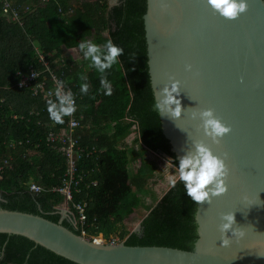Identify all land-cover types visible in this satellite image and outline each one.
Masks as SVG:
<instances>
[{
  "label": "trees",
  "instance_id": "trees-1",
  "mask_svg": "<svg viewBox=\"0 0 264 264\" xmlns=\"http://www.w3.org/2000/svg\"><path fill=\"white\" fill-rule=\"evenodd\" d=\"M39 1L11 0L14 6ZM146 10V0H119L112 7L107 0H49L24 17L21 26L3 16L0 3V167H4L0 209L61 221L74 233L82 234L81 227L62 218L57 207L64 198L51 191L62 185L66 160L47 145L46 136L54 125L55 130L65 127L67 115L62 116V122L53 121L47 112L49 100L18 86L31 67L45 70L37 56L42 53L51 69L63 75V82L77 95V116L82 117L83 126L77 132L86 150L78 170L88 175L80 183L81 193H75L74 201H88L86 236L102 235L108 242L118 237L128 246L194 250L198 238L197 202L187 196L179 179L160 202L151 206L143 202V193L157 170L146 159V152L167 154L175 167L178 163L153 107L143 20ZM73 36L79 40L92 38L101 45L111 40L123 49L105 73L111 94H104L101 74L89 67L88 60L65 57ZM82 76L87 79L82 80ZM82 83L88 84L85 94L80 92ZM50 100L55 102L56 97ZM134 128L141 162L131 173L128 149L120 144ZM93 148L97 151L92 152ZM93 180L97 185L88 187ZM31 183L43 191L30 192ZM139 208L148 213L141 232L132 233L124 221ZM0 255V264H76L25 237L5 233H0Z\"/></svg>",
  "mask_w": 264,
  "mask_h": 264
},
{
  "label": "water",
  "instance_id": "water-1",
  "mask_svg": "<svg viewBox=\"0 0 264 264\" xmlns=\"http://www.w3.org/2000/svg\"><path fill=\"white\" fill-rule=\"evenodd\" d=\"M146 1L153 96L160 99L170 78L180 81L182 116L159 114L171 152L177 158L203 141L228 168L227 191L211 203L197 202L194 250L86 239L61 221L6 209H0V233L25 237L76 264H264V0H247L236 18L221 16L207 0ZM208 108L230 127L220 143L191 118L192 111ZM223 212H233V227L243 233L229 230L227 246L219 228Z\"/></svg>",
  "mask_w": 264,
  "mask_h": 264
},
{
  "label": "clouds",
  "instance_id": "clouds-1",
  "mask_svg": "<svg viewBox=\"0 0 264 264\" xmlns=\"http://www.w3.org/2000/svg\"><path fill=\"white\" fill-rule=\"evenodd\" d=\"M216 12L225 18H236L247 9V0H207ZM83 57L89 61V67L100 73V86L105 95L111 94L110 82L106 78V70L117 62L123 49L114 44L111 40L97 44L88 40H80L77 44ZM192 66L186 65L187 70ZM86 80V76L81 77ZM171 82L160 89V99L154 97V109L160 114H167L173 119L182 116L181 100L179 99L180 81L170 78ZM88 84L80 85V92L87 93ZM56 101H47V112L49 118L55 122H62V116L70 115L74 111L73 96L71 91L64 93L58 86L55 90ZM191 118L202 121L200 127L213 143H220V140L230 132V127L225 125L218 118L213 109L208 108L199 111H192ZM178 179L183 183L187 196L195 202L207 201L211 203L212 198L224 194L227 191L226 178L228 168L225 159L213 153L211 148L203 141H194V150L177 157ZM175 179L172 183L175 184ZM247 200V197L244 198ZM220 231L223 234L222 245L230 243V237L225 235L229 230L232 236H242L239 227H233L235 220L233 212L220 214Z\"/></svg>",
  "mask_w": 264,
  "mask_h": 264
},
{
  "label": "built area",
  "instance_id": "built-area-1",
  "mask_svg": "<svg viewBox=\"0 0 264 264\" xmlns=\"http://www.w3.org/2000/svg\"><path fill=\"white\" fill-rule=\"evenodd\" d=\"M49 0H41L45 5ZM88 1V0H83ZM40 2V3H41ZM2 6L3 15L12 22L22 23L23 18L28 15L32 7L25 4L24 6H14L11 0H0ZM38 5H41V4ZM37 8V6H35ZM61 11V10H60ZM70 13L73 12L71 9ZM39 62L42 63L44 71L37 70L33 67L30 68V72L27 75H23L19 81L18 86L24 87L32 90L33 95H42L46 100H50L55 96V90L59 86L61 91L67 93L71 91L73 96V106L74 111L67 115L66 126L55 130L54 126L46 136L47 145L55 152L62 154L66 160V172L64 174L62 185L59 187H54L51 189L52 192H56L63 196V207L58 206L57 209L62 216L69 219L75 226H79L82 229V236L86 239H96L94 237L86 236V223H87V208L88 201L83 199L79 201H74V195L80 194L81 190L79 188L80 183L88 175V172L82 171L79 173L78 164L85 156L86 150L80 145L81 136L78 134L77 130L82 128V117L77 116V95L73 94L72 89L67 86L60 75H57L50 67V62L45 58L42 53H38ZM42 59H45L44 63ZM48 73L49 75H43ZM39 147V146H37ZM97 149L93 148L92 152H96ZM89 153L87 156H89ZM7 164V162H5ZM4 167H0V174L3 172ZM97 181H90L89 186H96ZM43 191V188L35 183H31L30 192L38 194ZM105 241L103 238L96 239ZM106 242V241H105ZM111 244H117L114 240L108 242Z\"/></svg>",
  "mask_w": 264,
  "mask_h": 264
},
{
  "label": "rangeland",
  "instance_id": "rangeland-1",
  "mask_svg": "<svg viewBox=\"0 0 264 264\" xmlns=\"http://www.w3.org/2000/svg\"><path fill=\"white\" fill-rule=\"evenodd\" d=\"M40 2L41 0L37 3L31 2L28 4V6L32 7L31 11L28 12V15L38 9V7L40 6L38 4ZM107 2L109 6L112 7L116 5L119 2V0H107ZM40 4L44 5L42 2ZM35 6H37V8H35ZM23 23H24V18L20 25L22 26ZM91 40L92 38H88V41H91ZM78 41L80 40L76 39L74 36L69 38L70 46L67 47V49L65 48V53H64L65 57H71L73 60H77V61L83 58V54L77 46ZM42 61L46 63L45 59H42ZM135 131H136V128L131 130V132L127 135L125 139L122 140V143L120 144L122 147L128 149L129 165H130L131 173H134L138 169V167L140 166V162H141V159L138 156L139 145L135 143L134 141L137 136V131L136 133ZM145 157L150 162H152V164H154L157 168L156 172L154 173L153 178L150 181V184L147 187V190L143 193L144 204L147 206H151V205H155L156 203L160 202V200L165 195V193L174 185L172 183L173 179H175V181L178 180V170L173 165V161L170 160V158L165 157L163 154H157V153H154L148 150L145 154ZM1 178H2V173L0 174V179ZM60 207H63V204H61ZM147 213L148 211L145 208H139L124 221V224L128 227V229L132 233H140L142 220L147 215ZM94 238L101 239L103 238V236L99 235ZM111 240L112 241L114 240L117 244L123 243L122 240H120L118 237H114Z\"/></svg>",
  "mask_w": 264,
  "mask_h": 264
},
{
  "label": "crops",
  "instance_id": "crops-1",
  "mask_svg": "<svg viewBox=\"0 0 264 264\" xmlns=\"http://www.w3.org/2000/svg\"><path fill=\"white\" fill-rule=\"evenodd\" d=\"M119 127V125L118 124H116V126H114V128L115 129H117ZM135 133H136V131H135ZM63 218H66L65 216H63ZM1 256V255H0Z\"/></svg>",
  "mask_w": 264,
  "mask_h": 264
}]
</instances>
